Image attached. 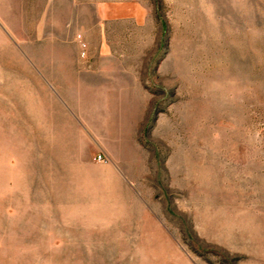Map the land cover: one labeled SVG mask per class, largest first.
Listing matches in <instances>:
<instances>
[{
  "label": "rangeland",
  "instance_id": "rangeland-1",
  "mask_svg": "<svg viewBox=\"0 0 264 264\" xmlns=\"http://www.w3.org/2000/svg\"><path fill=\"white\" fill-rule=\"evenodd\" d=\"M0 264H264V0H0Z\"/></svg>",
  "mask_w": 264,
  "mask_h": 264
},
{
  "label": "built area",
  "instance_id": "built-area-1",
  "mask_svg": "<svg viewBox=\"0 0 264 264\" xmlns=\"http://www.w3.org/2000/svg\"><path fill=\"white\" fill-rule=\"evenodd\" d=\"M78 40H79V42L81 43V45L84 47V44H83V42H82V39H81V36H80V35H78ZM99 158H101V156H99Z\"/></svg>",
  "mask_w": 264,
  "mask_h": 264
}]
</instances>
